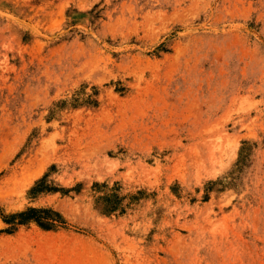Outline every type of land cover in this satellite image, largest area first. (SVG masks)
<instances>
[{
  "label": "rangeland",
  "instance_id": "rangeland-1",
  "mask_svg": "<svg viewBox=\"0 0 264 264\" xmlns=\"http://www.w3.org/2000/svg\"><path fill=\"white\" fill-rule=\"evenodd\" d=\"M0 264H264V0H0Z\"/></svg>",
  "mask_w": 264,
  "mask_h": 264
},
{
  "label": "trees",
  "instance_id": "trees-1",
  "mask_svg": "<svg viewBox=\"0 0 264 264\" xmlns=\"http://www.w3.org/2000/svg\"><path fill=\"white\" fill-rule=\"evenodd\" d=\"M42 210L37 208H29L27 210L12 214L9 218H6V221H10L12 219H19L20 222H26L28 220H37L41 225L48 226L47 223L42 221L41 216L38 215V212Z\"/></svg>",
  "mask_w": 264,
  "mask_h": 264
}]
</instances>
